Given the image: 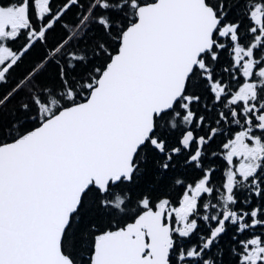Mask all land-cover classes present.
<instances>
[{"label": "snow or ice", "instance_id": "obj_1", "mask_svg": "<svg viewBox=\"0 0 264 264\" xmlns=\"http://www.w3.org/2000/svg\"><path fill=\"white\" fill-rule=\"evenodd\" d=\"M0 264H264V0H0Z\"/></svg>", "mask_w": 264, "mask_h": 264}]
</instances>
